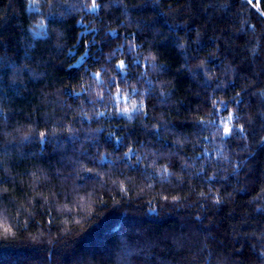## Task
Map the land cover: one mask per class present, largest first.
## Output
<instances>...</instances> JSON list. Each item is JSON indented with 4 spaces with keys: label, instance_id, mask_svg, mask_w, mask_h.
<instances>
[{
    "label": "trees",
    "instance_id": "1",
    "mask_svg": "<svg viewBox=\"0 0 264 264\" xmlns=\"http://www.w3.org/2000/svg\"><path fill=\"white\" fill-rule=\"evenodd\" d=\"M96 3L92 12L93 0H37L34 11L29 0H0V264H260L264 0L259 8L256 0ZM133 43L139 48L129 53ZM86 46L90 59L70 67ZM121 60L129 79L146 73L152 81L150 93L139 85L148 115L119 118L107 109L93 119L106 108L94 103L92 74L102 70L107 84ZM214 106L217 123L240 118L243 138L224 142L222 127L217 134L211 125L201 131ZM157 128L159 137L151 135ZM39 132L51 141L43 149ZM128 147L145 158L136 171L120 161ZM165 165L171 180H154ZM97 173L77 187L79 175ZM208 176L216 177L211 185ZM202 192L220 203L202 201Z\"/></svg>",
    "mask_w": 264,
    "mask_h": 264
},
{
    "label": "snow or ice",
    "instance_id": "2",
    "mask_svg": "<svg viewBox=\"0 0 264 264\" xmlns=\"http://www.w3.org/2000/svg\"><path fill=\"white\" fill-rule=\"evenodd\" d=\"M37 0H29V4L28 7L33 8L34 11H38L39 9L35 8L34 5L36 4ZM248 4H252L253 0H247ZM49 4H51V0H49ZM256 6L257 8H259V0H256ZM98 7L96 0H93V4H92V8L90 9V11L95 12L96 8ZM260 15L264 16V11H260ZM37 27L39 28H43V24H39L37 25ZM108 35H114L112 33L108 34ZM177 46L181 47L179 41H177ZM0 47H2V45H0ZM139 45L136 44H132V46H130L128 48V52L132 53L133 51L138 50ZM116 51H120L119 49H117ZM115 55V52L112 54ZM90 57L88 55V46L85 47V53L84 55L81 56L80 60L77 61L76 65H70V67L73 68H79V67H83L84 64L86 63L87 60H89ZM109 60H111V56L109 57ZM188 63V60H185V64ZM204 63V62H202ZM140 62L139 60H133L131 62V66L133 67H139ZM12 68H15V65H11ZM145 67L150 68L152 70H160L163 71V69H159L158 65L153 62L151 64L147 63V60H145ZM130 66L128 64H125L124 60H121L120 63L118 65H116L112 71L116 74L113 79L111 81H109L107 84H105V82L101 79V75H102V70L101 71H97L95 73L92 74V79H94L97 83L98 88L100 89V92L97 95L96 100L94 101L95 104H99L101 107H105L106 108V112H99L96 113L95 117H93V119H99L102 118L106 115L107 113V109H111L112 113H114V115L116 117L119 118H128L131 119V114L133 113H139L141 111H144L145 105H144V93L140 91V84H146L148 85L147 88V92H151L152 90V81L151 80H143L142 78L146 75V73H140V79H135V82L133 79H129L127 76V73L129 71ZM193 74L198 75L199 74V70H192ZM19 70H17V74H18ZM85 76L88 75V71L87 69H85ZM123 84L124 88L122 89L120 87V85ZM210 86V85H209ZM115 89V93H113L111 90ZM246 94V93H245ZM66 95H75L76 97H80V93H66ZM240 94L237 93V96H239ZM264 95V94H262ZM105 97H107V100L105 99ZM137 97H139L140 99L138 100ZM238 103H242V101H238ZM123 105V106H122ZM130 105V106H129ZM215 105V102H214ZM221 108L223 110H227V103L221 102ZM148 113L147 111H144V116L147 117ZM209 116L213 117L212 119H207V118H201L199 120V124L200 125H205L204 128L201 129V131L207 130V126L211 125L212 127H215L217 129V134L220 133V129L222 127L223 129V134L220 135V139L224 142H227V140L229 138H235V137H240L243 138L244 133H245V126L240 122V118L236 117L232 114H229L227 116V119H221L219 121V123H217V119L216 117L220 116V109L216 108L215 106L213 107L212 112L209 113ZM66 118V117H65ZM83 117H81L82 119ZM235 121L236 124H240L239 129H237L235 127V124L233 123ZM62 127V125H61ZM70 132H72L71 129H69ZM151 135L159 137L160 136V129L157 128L155 129ZM36 137L35 133H31L28 136H24L23 137V141L27 142V143H32L33 139ZM71 140L73 141H78V137H76L74 134L70 135L69 137ZM117 141L119 143H123L122 138H120L118 135L116 137ZM51 143V141L49 140V133L48 132H39L38 134V145L43 149L44 145H47ZM261 144H264V139L261 140ZM95 147L99 148V145H94ZM46 150V149H45ZM86 155V153H85ZM201 155H206V153H202ZM96 156L99 157V160L101 161V163L103 162H107V163H112L111 161L108 160V156L107 154L105 155H100L99 152L96 153ZM129 158L133 159L136 161L135 166H133L131 163H129ZM145 158H141L136 156V152H135V148L133 147H128V150L126 152H124L123 156L120 157V161L125 163L128 167L132 168L133 171H136L139 168V164L142 162V160H144ZM151 163L153 165L158 164V159H152ZM191 166L190 162L188 164L182 165L179 169L180 173H186V168ZM89 172H91V170H88ZM203 172V169H202ZM98 173L97 174H88V175H79V181L80 183L77 185V187L79 188H83L85 184H87L89 181L98 178ZM172 173L169 171V165H165L163 168H158L157 169V173L155 175L152 176V178L155 180L157 178H159V180L162 183H168L171 178H172ZM202 173H196L195 176L197 179L201 178ZM206 175V174H205ZM192 177L189 176V179H191ZM216 179L215 176H208L206 179V183H208L209 185H211L213 183V181ZM98 182V179H97ZM181 182H182V178H181ZM4 183L3 179L0 178V185H2ZM88 194L86 193L85 196H87ZM202 196V201H207L209 199H215V202L217 204L220 203V199L219 197H213L211 195H205L203 192L201 193ZM85 197H80V202H83ZM165 201H167V196L163 197ZM3 197H0V200H2ZM176 202V198H173V203ZM201 207H204L203 202H201L200 204ZM152 211H155V209H151ZM258 212L260 213H264V208H261L258 210ZM201 218L199 216H197V220H200ZM203 221L201 220V223ZM5 231H7V229H4ZM253 247H256V245H254ZM260 247L262 249H264V244L260 245ZM258 259L260 260V264H264V250H262L259 253V257Z\"/></svg>",
    "mask_w": 264,
    "mask_h": 264
}]
</instances>
